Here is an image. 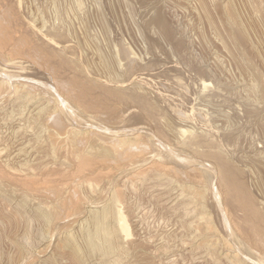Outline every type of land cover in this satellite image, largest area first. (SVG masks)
I'll list each match as a JSON object with an SVG mask.
<instances>
[{"label": "rangeland", "instance_id": "obj_1", "mask_svg": "<svg viewBox=\"0 0 264 264\" xmlns=\"http://www.w3.org/2000/svg\"><path fill=\"white\" fill-rule=\"evenodd\" d=\"M150 1L0 0V264H264V0Z\"/></svg>", "mask_w": 264, "mask_h": 264}, {"label": "bare ground", "instance_id": "obj_2", "mask_svg": "<svg viewBox=\"0 0 264 264\" xmlns=\"http://www.w3.org/2000/svg\"><path fill=\"white\" fill-rule=\"evenodd\" d=\"M137 1H139V0H137ZM142 1H144V0H142ZM147 1V0H146ZM150 1V0H149ZM153 1V0H152ZM151 2V1H150ZM149 2V3H150ZM155 4L153 5V8L155 9L156 7H154L156 4H157V2H155V1H153ZM142 2L140 1L139 2V4H141ZM152 3V2H151ZM138 4V5H139ZM142 5H144V4H142ZM142 5H140L141 7H142ZM146 7H147V5H146ZM152 6H148L147 8H151ZM157 7H159V4H158V6ZM152 9V8H151ZM158 9V8H157ZM160 9V8H159ZM142 10V9H141ZM140 10V11H141ZM152 11H153V9H152ZM156 11V10H155ZM160 11V10H159ZM142 12H144V10H142ZM147 12V14H148V10L146 11ZM145 12V13H146ZM154 12V11H153ZM162 11H160V13H161ZM150 13V12H149ZM152 13V12H151ZM155 13V15H156V12H154ZM143 14V13H142ZM158 14H159V12H158ZM157 14V15H158ZM152 16H154V15H152ZM152 16H151V18L150 19H152ZM163 16V15H162ZM161 16V14L160 15H158L157 17H156V21H158L160 24H162L163 26H165L166 27V23H165V21H164V19H163V17ZM145 20L147 19L148 21H150V19L147 17V18H145V17H143ZM237 18V17H236ZM235 19V18H234ZM152 20H155V18L154 19H152ZM236 23V22H235ZM236 25V24H235ZM243 26V25H242ZM167 28V27H166ZM241 28H243V27H241ZM232 29H235V28H233L232 27ZM167 30V29H166ZM236 30V29H235ZM234 30V36H235V38L238 40V44H242L241 42H244V41H246L245 40V37H246V35H245V33H244V31L242 30V29H238V30H236L235 31ZM233 31V30H232ZM246 32V31H245ZM240 42V43H239ZM242 48V47H241ZM21 95V94H20ZM23 95V94H22ZM201 195V194H200ZM199 197V196H198ZM113 203V202H112ZM117 204V203H116ZM116 207V206H115ZM114 207V208H115ZM111 209V208H110ZM116 210L118 209V208H115ZM106 210V211H105ZM120 210V209H119ZM110 211V213L112 212V210H109V208H108V210H107V208L106 209H104L103 210V213L102 212H100V213H102V214H100V213H98L97 212V214L95 213H93L92 214V221H94V223H93V225H94V227L95 228H93V231H88L87 232V234H89V232H91L90 234H89V236L87 235V241H88V245H89V248L91 249V251H93L94 252V250H96V249H100V250H102V252H104V251H106L107 249H109V247H111V246H113V247H115V245H113V241H112V237L114 236L113 234H114V232L112 233V231L113 230H111L109 227H108V225H107V222L108 221H106V219H107V215L109 214V216H110V213H108V212ZM117 212V211H116ZM115 211H114V213H116ZM108 213V214H107ZM46 219L48 218V216H47V214L45 213V212H43V213H41ZM119 216V217H118ZM117 218L119 219L118 220V222H119V226L118 227H120V229H121V227L127 232V231H129V233H130V229H127V228H130L129 226H128V224L125 222V218L126 217H124V214L122 215V213H119L118 215H117ZM108 220V219H107ZM247 223V222H246ZM111 224V223H110ZM126 224V225H125ZM212 224V223H211ZM237 224V223H236ZM128 226V227H127ZM91 229V228H90ZM74 245V244H73ZM113 247H111L109 250H107L108 252L112 249L113 250ZM100 250H99V252H100ZM112 250H111V252H112ZM101 252V253H102ZM107 252V253H108ZM103 254V253H102Z\"/></svg>", "mask_w": 264, "mask_h": 264}]
</instances>
